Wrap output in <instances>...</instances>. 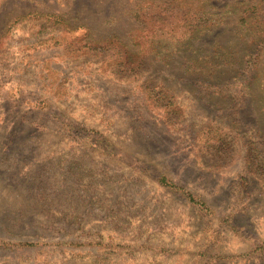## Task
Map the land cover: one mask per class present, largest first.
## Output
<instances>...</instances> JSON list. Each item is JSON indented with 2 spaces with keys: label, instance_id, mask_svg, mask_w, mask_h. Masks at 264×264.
<instances>
[{
  "label": "rangeland",
  "instance_id": "1",
  "mask_svg": "<svg viewBox=\"0 0 264 264\" xmlns=\"http://www.w3.org/2000/svg\"><path fill=\"white\" fill-rule=\"evenodd\" d=\"M0 264H264V0H0Z\"/></svg>",
  "mask_w": 264,
  "mask_h": 264
}]
</instances>
